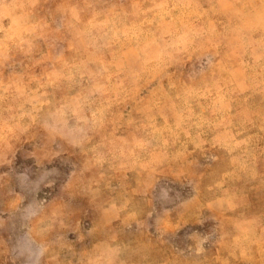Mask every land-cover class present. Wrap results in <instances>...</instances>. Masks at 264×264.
Returning a JSON list of instances; mask_svg holds the SVG:
<instances>
[{"label":"rangeland","instance_id":"1","mask_svg":"<svg viewBox=\"0 0 264 264\" xmlns=\"http://www.w3.org/2000/svg\"><path fill=\"white\" fill-rule=\"evenodd\" d=\"M102 164L161 238L128 258L264 264V0H0V245Z\"/></svg>","mask_w":264,"mask_h":264},{"label":"crops","instance_id":"2","mask_svg":"<svg viewBox=\"0 0 264 264\" xmlns=\"http://www.w3.org/2000/svg\"><path fill=\"white\" fill-rule=\"evenodd\" d=\"M95 168L100 184L103 183L102 187L97 185L95 189L99 190L97 201H90L88 195L83 212L77 216L68 208V201L53 197L48 201V212L28 217L21 221V225L16 224L17 228L8 230L7 235H17L18 244L0 245V264H150L137 263L126 256L129 249L131 253L130 245L136 236H144L145 246L152 247L158 235L157 231L151 230H139L144 233H137L136 227L140 228L148 218L145 213L138 216L131 210L134 201L128 193H133L136 186L125 184L127 197L124 195V200L119 202L120 195L109 189L119 181L120 167L102 164ZM128 171L125 168L124 172ZM101 173L105 174L104 181L100 179ZM106 177H111V180ZM94 204L97 205L96 211H93ZM184 213L177 211L178 221L181 215L185 216ZM20 216L17 215V222ZM163 221L159 224L160 231L166 226ZM185 225L183 223L177 231ZM160 235L163 236L162 233ZM159 239L157 244L162 243Z\"/></svg>","mask_w":264,"mask_h":264}]
</instances>
